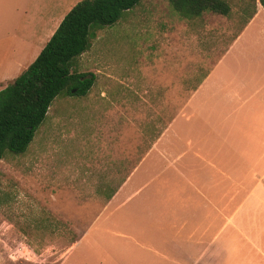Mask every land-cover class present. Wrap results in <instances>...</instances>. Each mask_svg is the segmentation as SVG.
Segmentation results:
<instances>
[{
    "label": "rangeland",
    "instance_id": "1",
    "mask_svg": "<svg viewBox=\"0 0 264 264\" xmlns=\"http://www.w3.org/2000/svg\"><path fill=\"white\" fill-rule=\"evenodd\" d=\"M225 1L230 19L204 13L216 17L221 29L236 19L235 32L255 2ZM0 2L7 4L15 31L34 6L31 0ZM66 9L61 7L58 17ZM186 19L167 0H140L95 32L73 67L95 75L90 90L84 96H56L26 151L0 159V264H149V242L132 229L135 222H147L130 211L134 204L105 207V196L118 185L100 182L111 179L109 158L121 150L127 175L156 138L170 146L174 158L187 144L182 124L196 112L198 83H181L182 73L197 64L208 67L212 59L201 63L183 52ZM56 24L46 25V38ZM91 154L97 156L95 168L86 166ZM148 169L144 164L137 171ZM139 186L130 183L121 190Z\"/></svg>",
    "mask_w": 264,
    "mask_h": 264
},
{
    "label": "crops",
    "instance_id": "2",
    "mask_svg": "<svg viewBox=\"0 0 264 264\" xmlns=\"http://www.w3.org/2000/svg\"><path fill=\"white\" fill-rule=\"evenodd\" d=\"M31 1L16 31L7 4H0V89L36 58L79 0ZM254 2L235 32L236 19L221 29L205 13L182 25L183 52L212 62L182 73L181 83L198 84L196 112L182 124L188 142L181 154L174 158L156 138L127 175L124 150L109 158L111 179L100 183L118 186L105 196V207L134 204L130 211L147 222L132 229L149 242V264H264V8ZM61 7L67 9L58 17ZM50 21L57 24L46 38ZM86 162L98 166L96 155ZM144 164L150 169L138 172ZM130 183L140 186L121 190Z\"/></svg>",
    "mask_w": 264,
    "mask_h": 264
},
{
    "label": "trees",
    "instance_id": "3",
    "mask_svg": "<svg viewBox=\"0 0 264 264\" xmlns=\"http://www.w3.org/2000/svg\"><path fill=\"white\" fill-rule=\"evenodd\" d=\"M180 16L208 11L226 16L225 0H167ZM256 1V0H253ZM264 8V0H258ZM140 0H79L63 16L36 58L11 83L0 89V159L23 154L59 94L84 96L93 73L75 72V60L91 46L95 32L114 24Z\"/></svg>",
    "mask_w": 264,
    "mask_h": 264
}]
</instances>
